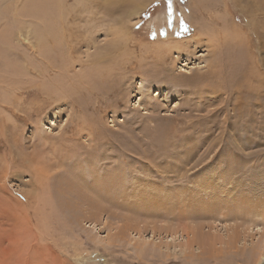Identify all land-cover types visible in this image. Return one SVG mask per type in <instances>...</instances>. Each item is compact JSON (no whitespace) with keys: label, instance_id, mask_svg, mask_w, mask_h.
Wrapping results in <instances>:
<instances>
[{"label":"rangeland","instance_id":"obj_1","mask_svg":"<svg viewBox=\"0 0 264 264\" xmlns=\"http://www.w3.org/2000/svg\"><path fill=\"white\" fill-rule=\"evenodd\" d=\"M21 1L0 0V36L11 34L2 52L14 51L26 20L44 25L22 15ZM144 1L95 20L78 2L73 30L68 16L61 25L55 10L47 16L53 34L101 44L115 36L113 19L127 23L113 80L96 75L88 92L69 78L79 106L66 98L36 108L48 77L0 87V264H252L248 249L264 239V0H149L141 14L125 12ZM189 17L205 44L181 54L157 41L193 33ZM98 45L81 46L69 76ZM134 103L153 104L149 118ZM87 132L98 143L85 148L106 156L100 165L82 154ZM97 179L112 187L82 197Z\"/></svg>","mask_w":264,"mask_h":264},{"label":"bare ground","instance_id":"obj_2","mask_svg":"<svg viewBox=\"0 0 264 264\" xmlns=\"http://www.w3.org/2000/svg\"><path fill=\"white\" fill-rule=\"evenodd\" d=\"M68 1H70V0H24V2L22 0L21 1L22 5H23L22 10L25 9L22 12V15L24 17L26 16L28 18L35 17L36 20L38 18L41 20L40 22H42V20H43L44 25H42V27L40 26L39 29L34 28V27L32 29L31 26L29 25V23L32 21L29 19L26 20V24L21 27L22 28L21 29L22 34H12L14 41L17 45V46L15 45V47L13 48L14 51H11L9 53H8V51L2 52V49H4L3 47H5L4 44H3L4 46L2 48H0V87L6 88L9 91V93H12L13 91L16 92L17 90H20L22 88L21 87L22 85L20 86L18 83H20V84L26 83V81L23 80V79H25V76H28V75H29V77L34 76L37 79L42 78L43 82L45 81V77H48L47 78L48 80L41 85L42 86V88H40L41 90L37 88V92L33 93V96L38 98L37 100L40 101V103H37L36 108H40L46 103L57 102V100L58 101L60 100L63 102L69 101L70 103L69 102L68 103L71 105H74L75 102H76L75 104H77L78 101L73 100L71 97V94L74 93L73 90L76 89L77 84L78 85H84L85 90H88V92H93V86L95 87V84H93L94 79H92V78L94 76L99 75V77L103 81H111V80H113V78H115L114 75L115 76L118 75L114 64L113 63L111 64V62L114 61V58L117 57V56L115 57L114 55H112V51L115 47L121 46L120 43H121L122 38H124V36H125L124 33H126L127 23H125V22L124 23H118V21H116V23H115L116 18L113 19L114 24H115L114 25L115 36L112 39V41L109 40L110 41L109 44L108 43L105 44L106 40L104 41V43L101 44L100 40L98 41L94 35L88 36L84 40V39H80V38L78 39V35H76V34H53L55 32H54V29L51 27V24H50L51 22L50 23L48 22L49 23V25H48V23H46L47 22L46 20H49L47 17L48 15H50L52 17L53 12L56 11L53 18L55 17L57 22H59V24H60V22L63 19L66 18V20H67V16H68V18L70 20L68 29L73 30V29H75L73 26V22H75V20L77 19V18L75 19L76 15H74L73 13L77 12L76 11V8H77L76 4L78 2L83 1V3L81 5H85L86 14L90 15L91 20H95V19H99V17L102 18L100 16V14L102 15L103 13H105V11H107L110 16L114 15L115 12L118 10V8H121L122 5L129 3L131 0H72V3L69 5L67 4ZM150 1L145 0L142 4H139V5L135 4V6L133 7L134 9L133 8L128 9L125 12L128 13L129 16L141 14L145 10L147 3ZM194 3L195 2H192V4H194ZM52 9H53V11H52ZM93 9H95L96 11H93ZM140 9H142V10L140 11ZM190 9H192V6ZM51 11H52V13H51ZM93 14H94V16H92ZM97 15H99V16H97ZM190 18L191 17H189V20H191L190 25L192 24L191 29L194 30V31H192L193 33H189V34L184 35L181 40L166 38L164 40H158L157 39V41L174 44V51L177 50V52L181 53V54L183 52H187V54L192 53L194 47L205 44L202 42V36H201L202 34H199V32H201V30L203 29V25L202 24L197 25L195 23V21H193L192 18L191 19ZM38 22H36V23H38ZM117 23H118V25H117ZM67 24H68V22H67ZM200 26H201V28H200ZM60 28L62 31L63 26H61ZM34 31H35V34H30V32H34ZM116 32H117V34H116ZM50 35L53 36V39L50 37ZM3 36H4V38H3ZM8 36L10 37L11 34H6V32H5L4 35L0 36V42L3 41V39H8L7 38ZM5 43H6V45L9 44L8 42H6V40H5ZM96 43H98L99 45L95 47L94 53L89 54L91 56H90V59L88 60L89 61L88 65L85 66V69H82L81 72L79 71L75 75L72 74V76H69V75H71V69H72L71 67H72L73 63L76 61V59L74 58V54L75 53L77 54V52H80L79 50H80L81 46L84 45V46L90 47V46H94ZM59 48H61V51H60L61 54H65L64 56L60 55L59 51H57V50H59ZM61 56L63 57V59L61 58ZM76 56L78 57V55H76ZM79 60H80V58L78 57L77 61H79ZM107 61H109V63L111 65L108 64ZM105 62L107 64H105V66H104ZM76 64H78V63H76ZM209 69H210V67H208L206 69V71H208ZM180 70H182L183 72H186V74H189L188 69H186V70L180 69ZM53 72H54V76L50 75ZM49 75L52 77H50ZM49 77H50V79H49ZM72 77H73V79H75L74 80V83L76 84L75 87H74V84L73 85L71 84L70 79H69ZM216 77L217 76L215 74H213V78L216 79ZM67 79H69V80H67ZM146 83L147 82H145V80H141V82H139V85L141 86L142 90L145 89L144 84H146ZM152 84H156V83H152ZM116 85H117V83H116ZM28 87H29V85H28ZM209 89H211V87H207L206 90H209ZM28 90H29V88H28ZM28 90H25V92L29 93ZM149 90H150V88L149 89L146 88V92H149ZM199 90H200V88H199ZM2 92H4V91L2 90ZM79 92H81V91H79ZM156 95L160 96V93L157 92ZM27 96H26V98H27ZM66 98H68V101L66 100ZM200 101H202V100H200ZM145 105L142 104L140 107V103H137V104L134 103L133 109L134 108H135V110L143 109L142 113L146 114L145 116L148 117L149 116L148 115V108H150L151 105L153 106V104L149 105L148 107ZM93 106L95 107L94 109H98L97 108L98 106H95V105H93ZM198 106L201 107L200 104H198ZM81 117H83V114ZM79 118L80 117H78V119ZM84 121H87V120L84 119V120L75 121V122H77V128L74 132H73V130H71L72 131L71 137L77 136V134L79 132H81V129H82L81 126L86 125V122H84ZM92 129H94V128L92 127ZM83 132H84V129H83ZM91 132H94V131L91 130ZM97 132H98L97 135H99V137H100L102 135V133L99 130ZM89 133L88 132H87V134L85 133V136L88 138L85 139V140H87V142L83 143V145H85V146H83L82 154L84 156L87 155L86 162L90 161V162H94L96 165H100L101 162L104 161L103 159H106L105 158L106 156L104 155V153L101 152V153L96 154V155H95V153L90 154L91 150L89 148H85L86 146H91L92 142L98 143V138L96 140H94V139L92 140L89 136ZM130 134H131V136H128L127 134L126 135L128 136L129 140H132L134 143L135 136H133L132 133H130ZM142 140H144V139L141 138V141ZM77 144L78 143L74 142L73 146H75ZM91 147L93 150V148L95 146H91ZM69 154H70L69 151H67L66 153H64L62 155L66 157ZM88 159H90V160L87 161ZM59 162H61L60 157L57 161H55V164L58 165ZM131 177H133V175ZM105 180H108V179H105ZM87 186H88V188L86 189L87 192H85L86 194H83L82 197H84V195H87L90 193L96 194V193L100 192V190L103 187L104 188H111L112 184L111 183H109V184L103 183L101 180L97 179V180H94V182H91L90 184H88ZM81 187L83 188L84 186L80 185V188ZM257 230L260 231L261 230L260 227H257ZM183 232H184V230H183ZM186 235L187 234H184V238H183L182 234H180L179 236L185 240V245L190 246L191 243H193V242L188 241L187 240L188 237ZM231 237H233V236H231ZM198 239H200V238L198 237ZM220 243H221V241H220ZM223 243H225V241ZM230 243H232V242H230ZM227 244H229V242ZM144 245H146V243L143 242L142 245L137 249L143 250ZM263 247H264V239L260 238V239H258V241L253 246H251V248L248 249V252L246 251L247 255L245 256V258H246L245 261H249L252 264H258L261 261V258L264 256V253H263L264 248Z\"/></svg>","mask_w":264,"mask_h":264}]
</instances>
